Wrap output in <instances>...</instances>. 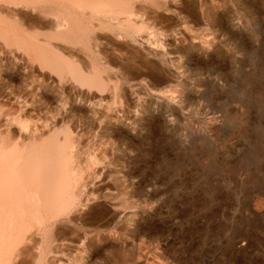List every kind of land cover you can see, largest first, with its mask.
<instances>
[{
    "label": "rangeland",
    "instance_id": "374dc122",
    "mask_svg": "<svg viewBox=\"0 0 264 264\" xmlns=\"http://www.w3.org/2000/svg\"><path fill=\"white\" fill-rule=\"evenodd\" d=\"M5 1L0 264H264V0Z\"/></svg>",
    "mask_w": 264,
    "mask_h": 264
},
{
    "label": "bare ground",
    "instance_id": "6f19581e",
    "mask_svg": "<svg viewBox=\"0 0 264 264\" xmlns=\"http://www.w3.org/2000/svg\"><path fill=\"white\" fill-rule=\"evenodd\" d=\"M5 1V0H4ZM8 1H10V2H12V3H30V2H32L31 0H8ZM36 1V0H35ZM34 1V2H35ZM125 1H127V0H125ZM134 1V0H133ZM6 2V1H5ZM33 2V3H34ZM39 2V1H38ZM67 2H70V4L72 3V4H75V5H73V7L74 6H79V8H81L80 10L82 11L83 10V12H85L86 10L88 11L89 10V13H88V23H90L92 26H101V27H106L105 29H107V28H109L110 27V29H112V30H110V31H113V30H115V29H113L114 27H115V25H114V27H113V22L115 21V22H117V23H119V25H117L116 24V26H117V31H116V33L118 32L119 33V30L123 33V34H125L128 38H130L131 40H134L135 39V37H136V34H138L137 33V31L134 29V28H132V25L130 26V24H131V17L133 16V14H132V12H131V10H130V4L131 3H126V2H124V0H67ZM130 2V1H129ZM135 3H137V2H139V1H134ZM133 2V3H134ZM150 2H152V0L150 1ZM196 2H197V0H196ZM37 2H35V4H36ZM40 3H42L41 1H40ZM39 3V4H40ZM146 4H147V2H145ZM34 4V5H35ZM42 4H44V3H42ZM47 4V3H46ZM49 4V3H48ZM138 4V3H137ZM149 4V3H148ZM159 5H160V3H158ZM5 5V4H4ZM51 5V4H50ZM162 5V4H161ZM53 6V5H52ZM148 6V5H147ZM149 6H151L150 4H149ZM148 6V7H149ZM173 6V5H172ZM48 8V7H47ZM79 8H77V9H79ZM150 8V7H149ZM153 8V7H152ZM151 8V9H152ZM165 8V7H164ZM60 9V8H59ZM146 9V8H145ZM144 9V10H145ZM151 9H148V10H151ZM156 9V8H155ZM2 10V9H1ZM44 10H46V9H44ZM48 10V14L50 13V11H53L54 12V10H52V7L51 6H49V8L47 9ZM56 10H57V8H56ZM133 10H134V8H133ZM154 10V9H153ZM153 10H152V12H153ZM59 11V10H58ZM61 12H62V10H60ZM42 12V14H43V12L44 11H41ZM46 13H47V11H45ZM68 12V11H67ZM12 13V12H11ZM55 13V12H54ZM64 14H66V12L64 13ZM87 14V12H85L84 13V17L85 16H87L86 15ZM121 15H126V17H121ZM134 15H136V13L134 14ZM149 15V14H148ZM64 16V15H63ZM67 16V15H66ZM73 16V15H72ZM191 16V15H190ZM65 17V16H64ZM134 18V17H133ZM17 19V18H16ZM73 18H71V16L70 15H68V17H67V28L65 29V30H63V31H61L60 33H59V36H62V37H66L67 38V40L68 41H70V43H74V41L76 40V38H74L73 36V31H74V25L72 26L71 25V20H72ZM59 21V20H58ZM58 21L57 22H53L52 24H55V23H57L58 24V26H60V24L58 23ZM71 21V22H70ZM74 21V20H73ZM77 21V20H76ZM76 21H75V24H76ZM86 21V22H87ZM124 23V24H123ZM126 23V24H125ZM51 24V23H50ZM4 25V24H3ZM52 26V25H51ZM56 26V25H55ZM64 27H65V25H63ZM30 28V27H29ZM83 28V27H82ZM87 29L89 28V27H86ZM95 28V27H94ZM64 29V28H63ZM79 29V28H78ZM85 29V28H84ZM90 29V28H89ZM14 30V29H13ZM81 31V30H80ZM85 31V30H84ZM88 31V30H87ZM113 32H115V31H113ZM86 34H88V33H86ZM85 34V35H86ZM18 35V33H16V36ZM136 40V39H135ZM144 43V42H143ZM133 47H135L134 46V43H133V45H132ZM137 46V45H136ZM149 46V45H148ZM151 47V46H150ZM138 49V48H137ZM146 49V48H145ZM149 50H150V48H149ZM155 51L157 52L158 50H156L155 49ZM147 52V51H146ZM152 52L154 53V51L152 50ZM148 53V52H147ZM151 55V54H150ZM153 55V54H152ZM156 55V54H155ZM157 56V55H156ZM157 58H159V57H157ZM125 69V68H124ZM6 150V149H5ZM13 151V150H12ZM47 151V150H46ZM48 151H50V150H48ZM18 152V151H17ZM19 154V153H18ZM0 155H2V154H0ZM38 155H39V152H38ZM37 155V156H38ZM14 156V155H13ZM18 156H20L21 157V155H17V157ZM17 157H16V160H19V159H17ZM33 157L34 158H36V156H35V154L33 155ZM62 158H64V157H61V159ZM35 161V160H34ZM36 161H37V159H36ZM63 161H65V160H63ZM33 162V161H32ZM38 162V161H37ZM36 163V162H35ZM33 164V163H32ZM38 165H40L39 163H37ZM37 165V166H38ZM64 165V164H63ZM36 166V165H35ZM36 166V167H37ZM34 167V166H33ZM39 167V166H38ZM4 169V168H3ZM2 169V170H3ZM38 170H39V174L41 175L42 174V170H40V167L38 168ZM38 170H36V173L38 172ZM73 170V169H72ZM5 171V170H4ZM35 172V171H34ZM54 172L52 171V170H50L49 171V174L50 175H52ZM60 176H59V178L58 179H56V180H54V181H51L52 183H51V185H53L52 187L54 188V189H52V192H50L47 196H45L44 194H43V196H42V198H39V200L40 199H43V200H47V201H49V208L51 207V206H54V205H58V206H60V204L63 202V201H65V199L67 198V167L65 166V167H62L61 169H60ZM4 174V173H3ZM2 174V175H3ZM1 175V176H2ZM4 176V175H3ZM52 177V176H51ZM74 177V173H73V175H72V178ZM76 177V176H75ZM76 179V178H75ZM10 180V179H9ZM10 182V181H9ZM74 182V181H73ZM41 183V182H40ZM73 184V183H72ZM3 186V185H2ZM10 187V186H9ZM40 187H41V184H40ZM57 188V191L55 190ZM41 189H42V187H41ZM41 189H39V190H41ZM38 192V191H37ZM40 193V192H39ZM5 194V193H4ZM42 194V193H41ZM36 195H37V197H38V195L39 194H37L36 193ZM35 199V198H34ZM50 199V200H49ZM40 203V202H39ZM40 207L41 206H43V205H40V204H38ZM37 205V206H38ZM67 205V204H66ZM37 207V208H40V207ZM47 208H48V206H46ZM66 209H67V207H65ZM64 208V209H65ZM38 210H41V209H37V211ZM46 210V209H45ZM48 210V209H47ZM60 210V209H59ZM59 210H57V213H59L58 211ZM67 211V210H66ZM43 212H44V209H43ZM56 212V211H55ZM60 213H62V211L60 212ZM64 213H65V211H64ZM39 213H35V215L37 216ZM44 214V213H43ZM43 214H42V216H43ZM33 215H34V213H33ZM40 215V214H39ZM52 216H53V214H52ZM56 216V215H55ZM54 216V217H55ZM40 217V219L42 218L41 217V215L39 216ZM38 218V217H37ZM36 218V219H37ZM8 220V219H7ZM44 220V219H43ZM43 220H41V222L43 223ZM47 220H48V218H47ZM46 221V220H45ZM85 263V262H84ZM83 263V264H84Z\"/></svg>",
    "mask_w": 264,
    "mask_h": 264
}]
</instances>
